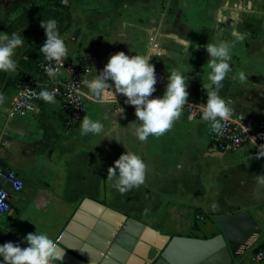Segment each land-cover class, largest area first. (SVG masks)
I'll list each match as a JSON object with an SVG mask.
<instances>
[{
    "label": "crops",
    "instance_id": "1",
    "mask_svg": "<svg viewBox=\"0 0 264 264\" xmlns=\"http://www.w3.org/2000/svg\"><path fill=\"white\" fill-rule=\"evenodd\" d=\"M23 1L30 0H0V29L10 9ZM67 1L85 4L77 37L81 46L71 42L69 52V59L83 67V76L95 69L101 71L117 51L142 53L149 55L155 66L153 96L163 94L168 74L178 65L188 77L189 96L170 128L144 140L136 134L135 106L125 103L127 98L119 93L105 101L83 95V115L100 120L104 125L101 133L82 134L79 122L73 136H64L59 97L53 102L41 98L35 111L13 118L0 111V164L14 168L25 182L22 191L12 194L10 209L0 213V243L23 244L22 237L34 226L47 230L56 241L64 219L86 197L146 223L156 241L163 235L212 236L219 231L214 216L245 208L220 210L219 201L209 200L211 191L227 180L231 189H239L245 177L223 180V175L250 166L260 152L252 143L230 152L211 145L213 129L201 115L207 100L203 85L210 71L206 44L235 39L233 27L244 34L231 49V71L222 80L219 94L237 112L260 119L264 114V0H103L100 6L95 0ZM237 3L244 10L237 9L239 18L234 22L230 12ZM218 9H223L226 20L216 19ZM240 71L245 73L244 81L239 79ZM81 87L83 93L88 92L85 84ZM15 91L16 86L9 90L8 105ZM56 115L60 118L57 124L53 120ZM127 150L144 160L145 178L124 192L114 187L115 196L107 199L106 171ZM109 181L114 186L112 176ZM253 215L264 228V207ZM205 220L206 226L201 225ZM260 241H264V233L249 247L252 255ZM252 255L249 264H253ZM132 261L144 262L139 255Z\"/></svg>",
    "mask_w": 264,
    "mask_h": 264
},
{
    "label": "clouds",
    "instance_id": "2",
    "mask_svg": "<svg viewBox=\"0 0 264 264\" xmlns=\"http://www.w3.org/2000/svg\"><path fill=\"white\" fill-rule=\"evenodd\" d=\"M225 7H228L226 4ZM250 7V3H249ZM239 10H244L242 4H234L230 15L233 21L239 18ZM218 21L226 20L223 9H218L216 14ZM45 29L46 40L40 46L41 52L49 60L57 62L66 54L64 39L59 33L57 20L49 18L40 21ZM233 40H220L206 44V50L210 55L208 60L207 83L203 88L207 93L206 103L202 106V119L209 121L214 131L219 132L222 119L228 118L232 111L225 98L219 94L222 80L231 71V49L237 41L244 39V34L232 29ZM23 44V37L17 32L0 35V71H15L17 61L14 58L15 50ZM150 56L137 53L129 55L120 50L110 55L107 63L99 72H90L81 77V83L85 84L88 92L85 96H93L100 101L116 94H123L127 99L125 103L135 106L136 127L138 139L144 140L149 134L159 135L172 126V122L180 115L181 107L187 103L189 96L188 77L178 65L168 74V83L162 95L153 96L156 90L157 75L155 66L150 62ZM48 74L55 76L59 73V67H48ZM239 79H246L244 71L238 73ZM48 89H41L39 96L48 102L54 101L53 93ZM123 110V109H122ZM104 125L100 120H94L89 115H83L80 120L82 134L101 133ZM264 156V152L258 153ZM145 162L136 152L127 150L116 159L109 172L114 178V187L124 192L126 189L143 182L145 178ZM257 183L264 185V173L256 177ZM22 239L25 243L7 241L0 243V264H61L63 252L59 245L45 229L26 231Z\"/></svg>",
    "mask_w": 264,
    "mask_h": 264
},
{
    "label": "water",
    "instance_id": "3",
    "mask_svg": "<svg viewBox=\"0 0 264 264\" xmlns=\"http://www.w3.org/2000/svg\"><path fill=\"white\" fill-rule=\"evenodd\" d=\"M79 32L74 29L72 38ZM213 221L219 231L210 237L163 235L156 241L146 223L86 197L64 219L56 242L64 251L61 264H133L134 255L143 264H233L264 233L249 208L216 215Z\"/></svg>",
    "mask_w": 264,
    "mask_h": 264
},
{
    "label": "built area",
    "instance_id": "4",
    "mask_svg": "<svg viewBox=\"0 0 264 264\" xmlns=\"http://www.w3.org/2000/svg\"><path fill=\"white\" fill-rule=\"evenodd\" d=\"M66 45V54L59 62L49 60L44 53L37 62L38 72L42 79L27 77L16 86V91L7 107L6 116L13 118L37 109L41 99L40 88L51 91L55 88L54 97L62 102V112L67 130L76 128L83 116L85 98L82 95L81 77L84 69L80 63L69 59V35H61ZM59 67L55 76L48 74V67ZM228 118L222 119L219 132L212 130L211 145L222 151H235L246 143H252L258 152H264V114L260 119L237 112L232 106ZM25 182L14 168H5L0 164V213L10 209L13 193L23 190ZM253 264H264V248L258 249L252 255Z\"/></svg>",
    "mask_w": 264,
    "mask_h": 264
},
{
    "label": "trees",
    "instance_id": "5",
    "mask_svg": "<svg viewBox=\"0 0 264 264\" xmlns=\"http://www.w3.org/2000/svg\"><path fill=\"white\" fill-rule=\"evenodd\" d=\"M73 5L67 0H30L27 8L7 21L0 29V35L17 32L23 37V44L15 50L14 58L17 61L15 71H0V98L6 90L24 82L27 77L43 78L37 67V62L43 55L40 46L46 40L45 29L40 21L54 18L57 20L60 35L72 37V31L80 27V13L76 11L79 6ZM71 42L78 48L81 46L77 39L72 38ZM80 56L83 55L80 54ZM216 233L213 232L212 235ZM263 248L264 241H260L254 246L253 252Z\"/></svg>",
    "mask_w": 264,
    "mask_h": 264
},
{
    "label": "rangeland",
    "instance_id": "6",
    "mask_svg": "<svg viewBox=\"0 0 264 264\" xmlns=\"http://www.w3.org/2000/svg\"><path fill=\"white\" fill-rule=\"evenodd\" d=\"M103 0H95V5L100 6L102 4ZM72 4V3H71ZM30 5V1H23L21 3H18L15 7H12L7 15V21L14 18L18 13H20L22 10L27 8ZM73 5V4H72ZM73 6H79L78 9H76L77 13H80V27L83 24V18L81 15L82 7H85V4H82L81 2H76ZM69 52H72V45L71 40L69 41ZM13 87L6 90L2 97L0 98V111L1 113L5 114L7 112L8 107V99H9V90H11ZM53 120L56 121V124L60 121V118L53 117ZM51 128V126L49 125ZM110 128V124H107V130ZM77 128H73L72 130H67L66 127L64 128L63 135L66 137H71L75 133ZM57 147L56 142L52 145ZM257 160L250 162V166L243 165L240 167L239 170H234L235 173L230 174L227 173V175H223L222 179L229 177L230 179L236 177L238 178L239 175L243 178L245 177V180L240 183L239 189H231L229 181H223L221 182L222 186L219 187L216 191H211V194L209 196V200H217L220 202V210L230 211L234 208L240 207V208H249L252 213L256 212L257 208H263L264 207V185L258 184L256 177L260 173H264V156H258L256 158ZM111 159H108V163L110 165ZM109 169V167H108ZM108 169L105 174V179L107 181L105 185V194L106 198H113L115 196V189L113 184H110V178L111 174L108 173ZM217 178H221V175H217ZM250 179V180H248ZM220 181V180H219ZM256 185L257 189L254 191L253 186ZM230 186V187H229ZM235 186H237V183H235ZM248 206V207H247ZM201 225L207 224V221H201ZM252 252L248 248L247 250L241 252L233 261V264H249L250 258H251Z\"/></svg>",
    "mask_w": 264,
    "mask_h": 264
}]
</instances>
